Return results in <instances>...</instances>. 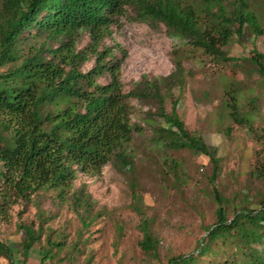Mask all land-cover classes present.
I'll use <instances>...</instances> for the list:
<instances>
[{
  "label": "trees",
  "instance_id": "trees-1",
  "mask_svg": "<svg viewBox=\"0 0 264 264\" xmlns=\"http://www.w3.org/2000/svg\"><path fill=\"white\" fill-rule=\"evenodd\" d=\"M124 17L163 25L180 48L218 65L238 62L226 48L234 41L242 43L245 32L256 39L264 35V0H0V218L49 192L69 198L79 211L89 204L84 191H74L80 174L99 176L108 165L131 171L130 144L141 131L132 123L131 101L139 100L150 107L148 117L162 121L157 133L165 145L198 152L214 167L210 180L216 223L207 229L196 254L172 257L167 264H264V197L258 209L251 203L233 208L234 218L229 219L227 200L215 186L219 158L187 129L177 111L178 99L171 112L166 110L164 90L172 92L167 83L172 77L144 79L125 93L114 49L105 46L113 26ZM85 33L90 43L79 50ZM92 60L95 67L83 72ZM246 61L264 82V53L254 50ZM105 76L109 83H99ZM238 92L226 93L229 116L250 126L240 111ZM135 210L142 216L139 246L155 256L159 241L150 221ZM48 220L38 230L22 227V261L0 241V264H27L37 245L43 253L40 264L65 250L76 260L80 240L68 244L63 235L52 239L56 233L45 231ZM45 232L49 236L43 244Z\"/></svg>",
  "mask_w": 264,
  "mask_h": 264
},
{
  "label": "rangeland",
  "instance_id": "rangeland-1",
  "mask_svg": "<svg viewBox=\"0 0 264 264\" xmlns=\"http://www.w3.org/2000/svg\"><path fill=\"white\" fill-rule=\"evenodd\" d=\"M129 15L134 17L133 12ZM130 18L120 19L105 42L114 49L125 93L144 79L172 77L167 82L172 92L164 90L166 110L171 112L172 102L178 99L177 111L187 129L219 158L215 186L227 200L229 219L234 218L235 207L251 203L258 209L264 197V82L246 59L254 50L264 53V35L256 39L245 32L242 43L234 41L226 48L238 62L218 65L207 58L202 62L199 55L193 57L187 48H180L163 25L149 26ZM89 43L85 33L78 49H85ZM93 67L92 60L82 71ZM109 81L105 76L99 83ZM232 89L239 90L240 111L251 121L250 126L240 125L229 116L226 93ZM131 107L132 123L141 129L130 144L134 161L131 171L108 165L99 176L80 174L74 191H84L89 204L79 211L69 198L62 200L49 192L36 197L31 205L15 206L7 219L0 218V241L11 246L17 262L23 260L22 227L38 230L44 219H49L45 231L56 233L52 239L63 235L68 244L80 240L81 249L76 260H71L65 250L45 264H167L172 257L196 254L207 229L217 220L210 180L214 167L198 152L165 145L157 133L163 123L147 116L148 105L132 100ZM135 207L150 221L159 241L155 256L144 254L139 246L142 216ZM48 236L43 234V244ZM40 246L31 251L27 264L41 263Z\"/></svg>",
  "mask_w": 264,
  "mask_h": 264
}]
</instances>
